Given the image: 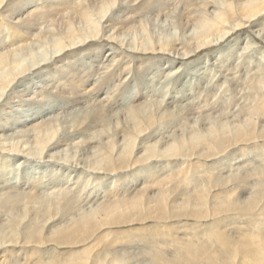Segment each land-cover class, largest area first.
I'll use <instances>...</instances> for the list:
<instances>
[{
    "label": "bare ground",
    "instance_id": "6f19581e",
    "mask_svg": "<svg viewBox=\"0 0 264 264\" xmlns=\"http://www.w3.org/2000/svg\"><path fill=\"white\" fill-rule=\"evenodd\" d=\"M149 13L175 19L178 36L154 38ZM139 29L144 37L125 41ZM34 37L51 53L34 61L26 49L27 64L15 53ZM115 45L121 58L88 71ZM209 61L208 82L184 94L186 69ZM42 65L37 76L52 86L28 100L37 76L22 77ZM156 65L180 83L160 98L146 85ZM128 77L136 83L120 87ZM20 91L26 111L54 95L78 108L66 122L48 117L0 133V264H128L121 251L134 245L154 264H264V0H0V132L30 122V113H13ZM225 152L242 162L230 173L219 164ZM22 159L48 167L3 186L2 173ZM107 179L112 188L83 208V190ZM181 218L212 226L205 237L182 225L176 237L178 223L168 221Z\"/></svg>",
    "mask_w": 264,
    "mask_h": 264
},
{
    "label": "rangeland",
    "instance_id": "374dc122",
    "mask_svg": "<svg viewBox=\"0 0 264 264\" xmlns=\"http://www.w3.org/2000/svg\"><path fill=\"white\" fill-rule=\"evenodd\" d=\"M181 4H183V2H180L179 3V5H177L178 7V9L176 8V10H182V8H183V5L181 6ZM170 5V6H169ZM166 6V7H165ZM164 8H166V10L165 11H167L168 13H172L173 11L171 10V9H173L172 7L173 6H171V4H164V6H163ZM168 9V10H167ZM171 11V12H170ZM122 14H124L123 12L122 13H120V15H122ZM154 14H150L149 13V18H150V20L148 21V23H147V29H148V32L155 38V37H160V36H165V34L167 33H169V37L170 38H176L177 36H178V34H177V31H176V29L174 28V25H175V19H173V20H171L170 19V17H166V16H163V17H154L153 16ZM123 16V15H122ZM152 21V22H151ZM163 21V22H162ZM168 21V22H167ZM154 23V24H153ZM162 24V26H160L161 24ZM168 23V24H167ZM108 25L110 24V23H107ZM106 23H105V25H107ZM158 24H160V25H158ZM169 24H170V26H172L171 28H170V26H169ZM152 25V27H149V26H151ZM166 25V26H165ZM46 26H48V24H44V27H46ZM156 26V27H155ZM164 27V28H163ZM168 27L170 28V29H168ZM172 28H174V30H172ZM163 29V31H161ZM170 30V31H169ZM178 30V29H177ZM169 31V32H168ZM163 33V34H162ZM143 34H144V32L141 30V29H139V30H136L135 31V33H125V35H124V38H125V41H132L133 39H136L135 37L137 36L139 39L143 36ZM171 34V35H170ZM176 34V35H175ZM172 36V37H171ZM52 37V36H51ZM51 37H49V42H52L51 40ZM144 37V36H143ZM128 38V39H127ZM37 39H35V37L33 38V40H31L29 43H28V45L27 46H25L24 48H18V50H16V53H15V56L17 57V55H18V53L21 51V54H19V56L22 58V57H24L25 56V60H24V58H23V60H24V62L25 63H27V64H30V63H32L33 61H31V60H36V59H41V58H43L45 55H46V53H47V51L48 50H51V48H48L50 45L48 44V43H46L45 41H36ZM40 42V43H39ZM103 43H107V41H102ZM32 44H35L34 46L32 45ZM45 44L48 46V47H46L45 46ZM29 45H31L30 47H29ZM38 45H40V46H38ZM110 47H111V45H109ZM30 48V49H29ZM48 48V49H47ZM113 49H116V50H111V52H109V54L110 53H112L113 51H114V53L112 54V56L111 57H109V54H107L106 56H104V57H102V58H100L99 59V62L98 63H96V62H92L91 63V65L90 66H88L89 67V69H88V71H90V72H102V71H104L103 70V68L102 67H106V65L108 66V64H109V62H110V59H112V57L114 56V55H116V53H119V55L117 56L118 58H121L122 56H123V54L124 53H122V50H124L123 49V47H117L116 45L115 46H113L112 47ZM22 49H24L23 50V52H22ZM28 50V53L30 54H32V52H33V56H30L29 54H28V56H27V50ZM42 49V50H41ZM117 49L119 50V52H117ZM36 50V51H35ZM47 50V51H46ZM46 51V52H45ZM249 51H252L253 52V50H251V49H249ZM37 54H36V53ZM43 52V53H42ZM48 53H51V52H49L48 51ZM122 53V54H121ZM36 54V55H35ZM22 55V56H21ZM24 55V56H23ZM38 55V56H37ZM17 57L18 59H21L20 57ZM32 57V59L30 58V57ZM41 58H40V57ZM29 57V58H28ZM26 58H28L29 60V62L26 60ZM35 58V59H34ZM31 59V60H30ZM22 60V59H21ZM27 61V62H26ZM109 61V62H108ZM177 63V62H176ZM43 64V63H42ZM117 64V61H115L114 62V65L112 66V67H114L115 65ZM193 64V67L192 68H187L186 69V73L188 74L189 73V70H190V72L192 73V76H188L187 77V79H186V83H188L187 84V87L184 89V91H183V93L185 94V93H191V90H194V89H196L197 90V84H199V85H202L203 83H207L208 82V80L211 78V76H210V72H212L213 71V69H214V66H212L211 65V62L209 61L207 64H203V69H201L200 71L198 70L199 68H200V65L199 66H197L195 63H192ZM60 65H63V66H66V64H65V62H61L60 63ZM196 65V66H195ZM168 66V65H167ZM189 66V65H188ZM46 65H42L39 69H36V71H32V72H30L28 75H23V77H22V79H24V78H29V77H35V76H37L38 74H41L42 72H44L45 70H46ZM157 65L156 66H153L152 67V69L150 70V72H149V74H148V76H147V79H146V85H147V89H148V91L152 94V95H154L155 96V98H160V96L163 94V92L164 91H168V90H171V89H175L176 88V86H179L180 85V83H178L179 81L177 80V77H178V75L176 76H174V75H172V76H168L167 77V74H168V71L169 70H167V69H163V68H161L160 67V71L156 74V69H157ZM38 68V67H37ZM99 68L101 69V70H99ZM165 68V67H164ZM42 71V72H41ZM106 74H107V72H106ZM105 73L104 74H102V76L104 75H106ZM99 75L100 74H97V76L96 77H94V78H97V77H99ZM133 75V74H132ZM42 76V77H41ZM40 77V78H39ZM92 78V77H91ZM45 78V75L43 76V75H39V76H37L36 78H34V80H33V84H31L30 86H32V88H31V91H33L32 93H31V95L28 97V100H29V98H31L32 100H34V99H36L37 98V96L38 97H40L39 96V93L40 92H42L43 90H45L46 88H51V86H52V84L51 85H49L50 84V81H48V79H46ZM128 80V81H127ZM127 80H125V81H123V84H121V86L120 87H122L126 82V84H127V86L128 87H130L131 85H134L136 82H135V80H134V78H131V79H129V77L127 78ZM37 81V82H36ZM49 82V83H48ZM98 83H99V81H98ZM46 85V86H45ZM139 85V84H138ZM151 85H153V87H152V89L150 88V87H148V86H151ZM26 85H24L23 87H25ZM23 87H18L17 89H23ZM102 87H105L106 89L108 88V85H106L105 84V86L103 85ZM126 87V86H125ZM30 91V90H29ZM56 90H54V94H57L56 92H55ZM21 92V91H20ZM26 93V94H25ZM25 93H23V92H21L20 94H18V96L17 95H13V97L11 98L12 99V101L15 103L16 102V104L18 105H16L15 107H17L19 110H21V108H22V111H17V110H15V111H13V113L15 114L16 113V115L17 116H19V117H21L22 116V114L20 113V112H26V113H30L29 114V116L27 117V122H29V123H26L25 121H24V123H23V121L22 120H20V118H18V120L16 121V123L15 124H13V125H10V126H8V131L6 130V131H4V132H0V133H2V135H11V136H14V135H16L17 133H18V131H21V130H23V127H25V126H27V125H32L33 124V122H35V121H41V120H46V118L47 119H49V118H58L61 122H66L68 119H69V115L70 114H73V113H75L74 112V109L75 108H78V106H76V105H73V104H70V105H68L67 106V104L63 101V98H59L58 96H56V95H54L55 97H53L52 99H51V101L45 106V108L44 107H42V108H39V107H37V108H34V110L33 109H29L30 111H26L24 108L26 107H28V106H25L26 105V101L25 102H23L24 104H19V102H20V100L19 99H22L23 97V99H26V97L28 96L27 95V93L28 92H25ZM23 95V97H22V95ZM35 94V95H34ZM117 94V93H116ZM115 94V95H116ZM192 94V93H191ZM20 95H21V97H20ZM25 95V96H24ZM37 95V96H36ZM114 95V96H115ZM160 95V96H159ZM236 95V94H235ZM240 94H238V92H237V95H236V99H238L240 96H239ZM17 98H16V97ZM31 96H33V98L31 97ZM34 96H35V98H34ZM94 96V95H93ZM190 96V95H189ZM188 96H185L184 97V99L185 98H187ZM166 99V98H165ZM183 99V100H184ZM18 101V102H17ZM62 101V102H61ZM34 101H32L31 103H33ZM118 102V101H117ZM116 102V103H117ZM123 103L125 104L126 103V101H124V99H123ZM186 103V102H185ZM23 105V106H22ZM20 106V107H19ZM32 107V106H31ZM8 110V109H7ZM37 112H36V111ZM63 110V111H62ZM13 113H12V115H10V116H13ZM60 113V114H59ZM70 113V114H69ZM56 115V116H55ZM66 116V117H65ZM41 117V118H40ZM49 117V118H48ZM63 117V118H62ZM38 118V119H37ZM61 118H62V120H61ZM22 119V118H21ZM33 119V120H32ZM36 119V120H35ZM33 121V122H32ZM25 125V126H24ZM65 126H66V123H65ZM74 134V133H73ZM63 154L65 153V152H62ZM220 157L221 158H219V159H221L222 161H220L219 162V164H221L220 166L221 167H223V165H224V167L223 168H226V170H225V172L227 173L228 172V170L231 168L232 169V171H233V161L235 162V167L238 165V164H241L242 162H241V160H239V159H235V160H233V154H228L227 152H225L224 154H222V155H220ZM225 157V158H224ZM232 158V159H231ZM254 158V156L251 158V159H253ZM31 160V161H30ZM23 162V161H26L25 163H22L21 165L19 164V162ZM36 161L38 162V163H36ZM46 161V160H45ZM238 161V162H237ZM19 162L17 161V163L15 164V166L13 165L12 167H13V169L10 167V168H8L9 170H7L8 171V173H7V171H4L3 173H2V177H1V179H5L6 181L3 183V184H5V185H3V186H6V182H7V187H9L10 185H18L19 184V182H20V180H22L23 178L24 179H33V177L34 178H36V177H38L39 175H41V173H42V171H44L45 170V168H47L48 166H46L48 163H46V162H44V161H38V160H32V159H22V160H19ZM44 162V163H43ZM240 162V163H239ZM34 163H36V164H34ZM161 163V162H160ZM252 163H254V160H253V162ZM19 164V165H18ZM255 164V163H254ZM258 165V164H257ZM21 167V168H20ZM33 167V168H32ZM37 167V168H36ZM30 168H32V169H30ZM36 168V169H35ZM10 169H11V171H10ZM38 169V170H37ZM26 170V171H25ZM241 171H243L242 170V168L240 169ZM240 170H239V172H240ZM35 171H37V172H35ZM13 172H14V174H13ZM26 172V173H25ZM54 172V171H53ZM231 171L229 170V172L228 173H230ZM20 173V174H19ZM29 173V174H28ZM226 173H224V175H226ZM27 174V175H26ZM43 174V173H42ZM54 174H55V172H54ZM54 174H53V176H54ZM8 175V176H7ZM24 175V176H23ZM38 175V176H37ZM28 176H29V178H28ZM27 177V178H26ZM32 177V178H31ZM75 177V174H73V178ZM8 178H9V180H11V181H9L8 180ZM47 178V177H46ZM113 179V178H112ZM13 180V181H12ZM47 180V179H46ZM71 180H72V178H71ZM72 182V181H71ZM106 183L107 184V186H105L104 184ZM8 184H10L9 186H8ZM100 184H102L101 186H100ZM109 184H111V180H110V182H109V180L107 179L106 180V182H105V180L104 181H102L101 183H99L98 185L96 184V185H93V184H91V186L90 187H86L84 190H83V193H82V198L81 199H84L82 202V206H83V208L85 207V208H89L91 205L92 206H94V203H95V200L96 199H98V198H102L104 195H105V193H106V191H108V189H110V188H112V186H113V183L111 184V185H109ZM130 184H132V183H130ZM109 186V187H108ZM106 187H108V188H106ZM105 188V189H104ZM43 191V193L45 192V191H47V190H44V189H42L41 190V192ZM85 191V192H84ZM42 193V194H43ZM84 193H85V195H84ZM84 196V197H83ZM96 196V197H95ZM89 199V200H88ZM95 199V200H94ZM87 200V201H86ZM94 202V203H93ZM6 216V215H5ZM183 217H185V214H183L182 215ZM8 216H6V218H7ZM181 217V216H180ZM180 217H178V218H180ZM1 218V217H0ZM190 219V220H189ZM192 219V220H191ZM194 218H181V219H179V222H178V220H171V221H168V223L170 222H175V223H178V224H175L176 225V228H177V230L178 231H173L174 232V235H176V237H178V236H180V235H182V234H185L184 232L185 231H181L180 229H181V227H182V225L184 226V227H186L185 229H188V231H189V229H190V231L191 230H193V231H197V232H199L200 231V234H201V232H203L201 235L203 236H207L208 235V231H207V227L209 228L210 226H212V222H210V221H212V219H209V218H206V219H203L201 222L199 221H197V220H193ZM208 220H210V221H208ZM232 221H230L229 223L230 224H232L233 225V218L231 219ZM1 222L2 221H0V224H1ZM153 221H149L148 220V222L146 221V222H142L141 224H131V225H125L124 227H119L120 229H128V228H132V227H142L143 225H149V224H151ZM188 222V223H187ZM203 222H205V223H203ZM208 222V223H207ZM4 223V222H3ZM185 223V224H184ZM198 225H197V224ZM192 224V225H191ZM202 224V225H201ZM207 224V225H206ZM206 225V226H205ZM194 226H195V228H194ZM200 226V227H199ZM119 228H117V229H119ZM233 228V227H232ZM104 230V229H103ZM180 230V231H179ZM202 230V231H201ZM222 233H225V231H221ZM228 231H226V233H227ZM98 234V233H97ZM228 234H233V232L231 233L230 231L228 232ZM6 246V245H5ZM8 246V245H7ZM6 246V247H7ZM46 248H48V246L46 247ZM146 251H145V250ZM121 252H124V253H126V255H127V253H128V257H129V259H130V262L128 263V264H154V262L151 260V257H150V254H148V251H147V249L146 248H144L143 247V245H140L139 247L137 246V245H134V246H132L130 249H128V251H125V250H122ZM133 254V255H132ZM143 255V256H142ZM131 256V257H130ZM134 256V257H133ZM137 258V259H136Z\"/></svg>",
    "mask_w": 264,
    "mask_h": 264
}]
</instances>
